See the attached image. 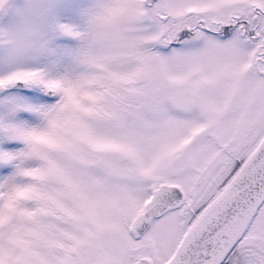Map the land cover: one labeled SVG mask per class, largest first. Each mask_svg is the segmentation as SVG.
Segmentation results:
<instances>
[{
  "label": "snow or ice",
  "instance_id": "1",
  "mask_svg": "<svg viewBox=\"0 0 264 264\" xmlns=\"http://www.w3.org/2000/svg\"><path fill=\"white\" fill-rule=\"evenodd\" d=\"M0 264H264V0H0Z\"/></svg>",
  "mask_w": 264,
  "mask_h": 264
}]
</instances>
